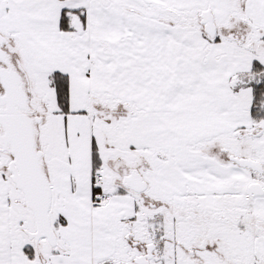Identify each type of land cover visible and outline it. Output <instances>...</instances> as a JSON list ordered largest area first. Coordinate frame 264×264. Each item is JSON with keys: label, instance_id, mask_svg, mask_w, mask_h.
Returning a JSON list of instances; mask_svg holds the SVG:
<instances>
[{"label": "snow or ice", "instance_id": "1", "mask_svg": "<svg viewBox=\"0 0 264 264\" xmlns=\"http://www.w3.org/2000/svg\"><path fill=\"white\" fill-rule=\"evenodd\" d=\"M0 264H264V0H0Z\"/></svg>", "mask_w": 264, "mask_h": 264}]
</instances>
